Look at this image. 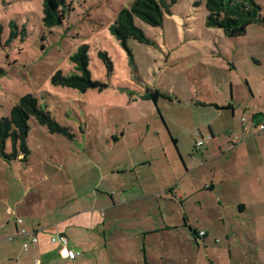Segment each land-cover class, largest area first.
I'll return each instance as SVG.
<instances>
[{
	"label": "rangeland",
	"instance_id": "obj_1",
	"mask_svg": "<svg viewBox=\"0 0 264 264\" xmlns=\"http://www.w3.org/2000/svg\"><path fill=\"white\" fill-rule=\"evenodd\" d=\"M132 1L67 0L72 13L48 30L42 0H0V119L32 95L73 135L50 134L31 118L28 162L0 159V203L13 205L28 190L40 207L67 197L107 206L115 183L139 179L153 184L150 198L161 196L169 228L149 238L160 264H264V131L242 133L254 112L264 113V25L230 39L205 26L206 0H175L160 27L135 22L149 44L129 40L127 52L108 26ZM254 1L264 19V0ZM10 22L24 30L22 41L6 44ZM82 44L92 78L107 88L80 94L51 86L56 72L73 73L69 57ZM98 52L111 60L110 76ZM148 91L159 92L156 103L142 99ZM188 225L207 237L195 242ZM131 244L133 253L126 244L117 252L139 260L141 241ZM113 247L102 261L115 256Z\"/></svg>",
	"mask_w": 264,
	"mask_h": 264
},
{
	"label": "crops",
	"instance_id": "obj_2",
	"mask_svg": "<svg viewBox=\"0 0 264 264\" xmlns=\"http://www.w3.org/2000/svg\"><path fill=\"white\" fill-rule=\"evenodd\" d=\"M262 121H264V113L254 112L250 125L243 127L242 133H250L252 127L259 130L257 125ZM210 134L214 136L212 132ZM134 171L135 168L129 173L135 175ZM133 181L136 183L130 185L128 180L122 179L118 187L115 183L114 187L119 190L111 194L107 206L105 201L95 198L92 200V206L87 208L82 199L67 197L59 199L57 204L48 203L46 207H40L34 201L29 203L31 198L27 195H31L29 194L31 191L28 190L23 191L22 195L25 196H21L13 205L8 202L0 203L2 209L0 210V264H160L161 262L154 255H149V248L158 244L156 237L152 238L155 243L149 238L158 233H161L158 236L162 235L168 228L160 210L161 196L154 194L155 197L150 198L151 193L147 190L154 187L153 184L140 183L139 179ZM208 189L215 191L216 188L211 184ZM174 195L182 200L180 194ZM149 201L153 202V206L148 203ZM101 203L102 206L97 205ZM145 203L148 205L143 207L142 204ZM108 210L113 212L105 217ZM139 212H142L144 217L138 215ZM18 219L21 220L20 224L17 223ZM137 221H143L145 226L142 224L138 226ZM187 227L192 236L189 228L197 233H204L202 237L193 236L195 242L207 237L206 231L197 230L189 225ZM22 229L37 238V243L30 245L26 251L23 250V245L29 242V238L20 235ZM105 232L113 238L110 242L106 241L108 238L102 236ZM58 234L68 240L67 248L75 253L72 259L61 258L59 248L50 243V238ZM133 238L141 241L138 252L142 253V257L139 260L133 257L121 258L123 256H119L118 252L125 249V244L130 246L131 253L135 250L136 244H131ZM113 244L111 251L115 256L110 260L102 261L101 253L105 249L108 251Z\"/></svg>",
	"mask_w": 264,
	"mask_h": 264
},
{
	"label": "trees",
	"instance_id": "obj_3",
	"mask_svg": "<svg viewBox=\"0 0 264 264\" xmlns=\"http://www.w3.org/2000/svg\"><path fill=\"white\" fill-rule=\"evenodd\" d=\"M174 2L175 0H172L168 4L165 0H133L116 14L108 26V32L126 51V43L129 40L148 45V39L135 22L139 21L152 28L160 27L165 16L171 14L170 6ZM205 9L207 12L205 26L222 30L230 39L245 34L246 28L250 25H264L261 9L254 0H206ZM72 10L67 0H42L43 27L48 30L61 27ZM8 27L10 32L6 44L17 37L22 41L24 30L18 33V28L13 22H10ZM97 55L106 69L107 76H110L112 62L107 53L98 52ZM69 62L73 65V73L63 75L60 71L56 72L50 79L51 86L75 90L80 94H85L91 89L101 92L107 88L94 80L89 72L90 57L87 45H80L69 57ZM159 96L158 91H148L142 99L156 103ZM31 118L39 126L46 128L50 134L67 140L73 139L68 128L59 125L51 117L50 112L39 104L37 98L25 95L12 108L9 117L0 119V159L3 162L8 164L16 161L21 164L28 162L30 150L26 139ZM189 229L195 238L199 237V233Z\"/></svg>",
	"mask_w": 264,
	"mask_h": 264
},
{
	"label": "built area",
	"instance_id": "obj_4",
	"mask_svg": "<svg viewBox=\"0 0 264 264\" xmlns=\"http://www.w3.org/2000/svg\"><path fill=\"white\" fill-rule=\"evenodd\" d=\"M258 129L259 131H263L264 130V121H262L259 125H258ZM17 223L20 224L21 220L18 219ZM20 235L21 236H28L29 238V242L25 243L23 245V250L26 251L28 249V247L30 245H35L37 243V238L35 237L34 234H28L25 230H21L20 231ZM204 236V233H199V237ZM50 243L52 245H55L59 248V256L63 259H72L75 256V253H73L72 251H70L67 248L68 245V240L66 239L65 236L63 235H54L50 238Z\"/></svg>",
	"mask_w": 264,
	"mask_h": 264
}]
</instances>
